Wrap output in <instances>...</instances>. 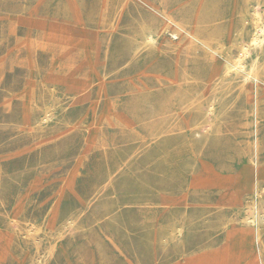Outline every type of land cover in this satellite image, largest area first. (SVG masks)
<instances>
[{
	"label": "rangeland",
	"instance_id": "374dc122",
	"mask_svg": "<svg viewBox=\"0 0 264 264\" xmlns=\"http://www.w3.org/2000/svg\"><path fill=\"white\" fill-rule=\"evenodd\" d=\"M253 10L0 0V264H264Z\"/></svg>",
	"mask_w": 264,
	"mask_h": 264
},
{
	"label": "bare ground",
	"instance_id": "6f19581e",
	"mask_svg": "<svg viewBox=\"0 0 264 264\" xmlns=\"http://www.w3.org/2000/svg\"><path fill=\"white\" fill-rule=\"evenodd\" d=\"M250 20H251V26H252V29H253V34L251 36L250 44H257V43L261 42L262 34L264 32V25L262 23L260 14H259V12L257 10H253L252 11L251 16H250ZM240 52H241V54L243 53V47H241ZM233 65H234V67H236V68L238 67L239 69H241V61H240V59L234 61ZM244 222L246 224H248V230L245 231V235L248 236V241H252L256 237L257 240H258V243L260 244L259 223L257 225V229H256V232H255V229L251 228V226H253L255 224L254 221H251L250 218L248 217V218L245 219ZM253 264H260V260L257 257H255L254 261H253Z\"/></svg>",
	"mask_w": 264,
	"mask_h": 264
}]
</instances>
